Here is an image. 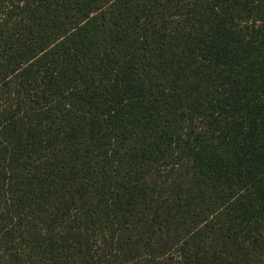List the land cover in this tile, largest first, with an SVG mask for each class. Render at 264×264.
<instances>
[{
	"label": "trees",
	"instance_id": "16d2710c",
	"mask_svg": "<svg viewBox=\"0 0 264 264\" xmlns=\"http://www.w3.org/2000/svg\"><path fill=\"white\" fill-rule=\"evenodd\" d=\"M0 264H264V0H0Z\"/></svg>",
	"mask_w": 264,
	"mask_h": 264
}]
</instances>
